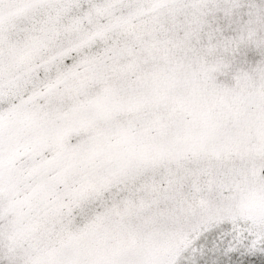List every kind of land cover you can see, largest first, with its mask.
<instances>
[{"label":"snow or ice","instance_id":"snow-or-ice-1","mask_svg":"<svg viewBox=\"0 0 264 264\" xmlns=\"http://www.w3.org/2000/svg\"><path fill=\"white\" fill-rule=\"evenodd\" d=\"M0 264H264V0H0Z\"/></svg>","mask_w":264,"mask_h":264}]
</instances>
